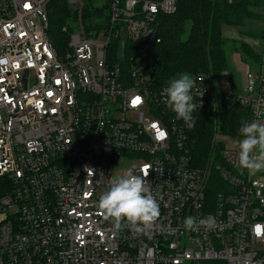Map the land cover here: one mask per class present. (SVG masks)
I'll use <instances>...</instances> for the list:
<instances>
[{
	"label": "built area",
	"instance_id": "obj_1",
	"mask_svg": "<svg viewBox=\"0 0 264 264\" xmlns=\"http://www.w3.org/2000/svg\"><path fill=\"white\" fill-rule=\"evenodd\" d=\"M49 1L0 0V264H264V177L238 169L242 137L220 132L231 97L250 107L246 123L264 124V46L244 92L189 74L188 129L162 94L178 77L158 83L139 45L161 41L160 15L179 0H111L109 17L92 32L79 21L62 51ZM205 121L207 158L194 138ZM123 159L135 161L133 174L149 171L160 204L147 233L113 232L97 207ZM187 216L214 217L216 227L185 230Z\"/></svg>",
	"mask_w": 264,
	"mask_h": 264
},
{
	"label": "trees",
	"instance_id": "obj_2",
	"mask_svg": "<svg viewBox=\"0 0 264 264\" xmlns=\"http://www.w3.org/2000/svg\"><path fill=\"white\" fill-rule=\"evenodd\" d=\"M110 1L104 0L99 5L97 0H84L81 11H78L71 7L68 0H50L47 5L49 34L57 50L67 48L70 33L75 26H79V21L86 32L98 28L97 20L104 22L109 17ZM249 19L264 20V0H179V8L175 13L160 15L161 41H148L139 45L146 49L147 59L158 83L184 73L210 72L213 77L220 76L228 69L229 43H233V49L238 50L247 63L261 64L262 53L250 43L230 39L223 34V26L243 27ZM250 111V107L241 105L236 98L222 100L220 132L239 135L241 121L250 118ZM204 124L206 121L202 126ZM213 135L214 128L208 122L195 133V149L200 157L207 158ZM4 191V188L0 189V193ZM185 264H227V261Z\"/></svg>",
	"mask_w": 264,
	"mask_h": 264
},
{
	"label": "clouds",
	"instance_id": "obj_3",
	"mask_svg": "<svg viewBox=\"0 0 264 264\" xmlns=\"http://www.w3.org/2000/svg\"><path fill=\"white\" fill-rule=\"evenodd\" d=\"M194 86V79L184 73L171 80L162 92L167 108L188 129L196 124L193 112L197 105L193 102L195 97L191 91ZM238 133L242 137L236 141L239 147L238 169L247 170L250 174L264 171V124L246 123L242 120ZM148 175L149 171L133 174L131 170H126L114 176L100 195L97 207L104 219L111 221L113 232L118 233L127 228L133 234L147 233L158 221L160 204L146 179ZM183 226L188 231H197L201 227L212 230L216 227V220L211 216L199 220L194 216H187L183 220Z\"/></svg>",
	"mask_w": 264,
	"mask_h": 264
},
{
	"label": "crops",
	"instance_id": "obj_4",
	"mask_svg": "<svg viewBox=\"0 0 264 264\" xmlns=\"http://www.w3.org/2000/svg\"><path fill=\"white\" fill-rule=\"evenodd\" d=\"M261 23L263 24V22H261ZM262 24H260V22L256 24L255 21L247 20L246 24L243 27H240V29H238V33L239 34L241 33V35H242L241 36L242 39H239V40L250 43L252 45V47L260 53H262L263 46H264V42H263L264 28H263L262 36L259 40L255 39L256 38L255 36L257 34L256 32L262 27ZM233 57H234L235 66L239 67V70H234V71H236V73H234L232 71L226 72V77H227V80L229 82L228 85L230 87V89L228 91H230L232 93L244 92L246 73H248L249 69H254L257 66V64L254 65V64H251L250 62L247 63L243 59V56H241V54L239 56L234 54ZM220 84H221V82H220ZM258 173L264 177V171H259Z\"/></svg>",
	"mask_w": 264,
	"mask_h": 264
},
{
	"label": "rangeland",
	"instance_id": "obj_5",
	"mask_svg": "<svg viewBox=\"0 0 264 264\" xmlns=\"http://www.w3.org/2000/svg\"><path fill=\"white\" fill-rule=\"evenodd\" d=\"M98 2H103L104 0H97ZM84 1L83 0H80V3H77V4H72L71 3V7L73 9H77L78 11H81V4L83 3ZM251 20V19H249ZM252 21H255L256 24L260 22V24H262L261 22H263L262 24V27L256 32V38L255 39H260L261 36H262V32H263V28H264V20L261 19V20H252ZM223 34L225 37H229L230 39L232 38H237V39H242V35L241 33L239 34L238 33V29H240V27L238 28L237 26L233 25V26H228V25H225L223 26ZM264 36V35H263ZM227 57H228V69L225 70L222 74H220V76H214L212 77L213 79V85L215 86L216 90L217 91H221V90H229L230 87H229V82L227 80V77H226V72H234L236 73V71L234 70H239V67H236L235 66V62H234V54L236 55H240L239 53L240 52H237L235 49H233V43H229L227 45ZM210 73V72H209ZM211 74V73H210ZM181 75V74H179ZM247 75V73H246ZM237 76V75H236ZM221 82V84H220ZM245 87L247 86L246 85V76H245ZM230 92V91H229ZM135 161L134 160H131V159H127V160H122L118 165H113L112 168H111V172H115V171H121V172H124L126 169H128L130 167V165L134 164ZM264 248V245L262 246Z\"/></svg>",
	"mask_w": 264,
	"mask_h": 264
}]
</instances>
